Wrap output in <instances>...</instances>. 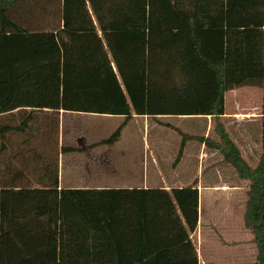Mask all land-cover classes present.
Segmentation results:
<instances>
[{
  "label": "trees",
  "instance_id": "trees-1",
  "mask_svg": "<svg viewBox=\"0 0 264 264\" xmlns=\"http://www.w3.org/2000/svg\"><path fill=\"white\" fill-rule=\"evenodd\" d=\"M28 1L25 14L47 11L51 31L18 16ZM263 27L264 0H0V115L123 116L104 145L117 143L134 116H214L220 141L181 133L176 164L196 140L250 181L245 225L255 264H264V124L253 170L221 121L228 91L264 89ZM130 58L147 66H126ZM58 153L47 157L46 188L0 182V264H198L189 236L199 222L197 181L171 192L60 189ZM181 251L193 260H178Z\"/></svg>",
  "mask_w": 264,
  "mask_h": 264
},
{
  "label": "crops",
  "instance_id": "crops-1",
  "mask_svg": "<svg viewBox=\"0 0 264 264\" xmlns=\"http://www.w3.org/2000/svg\"><path fill=\"white\" fill-rule=\"evenodd\" d=\"M13 10L11 17L13 18ZM33 30L51 31V17L41 10L42 24L25 18ZM17 20V19H15ZM23 20V21H24ZM264 30V27H263ZM126 66H147L146 60L127 59ZM164 66V65H157ZM178 66V65H173ZM264 89L243 86L225 94V113L221 121L238 147L247 165L255 170L263 155ZM58 113L49 109H17L0 115L1 184L18 187H47V115ZM59 113H72L60 111ZM95 117L123 119V116L89 114ZM63 119V116H61ZM125 119V118H124ZM188 120L191 126H181ZM63 121V120H62ZM138 122V123H137ZM62 123V122H61ZM137 123L140 137L136 145L123 144L128 127ZM216 118L212 115L134 116L123 128L121 140L113 145L85 144L76 152L99 162V172L87 174V160L78 168L63 160L72 152L61 151L59 144L58 170L60 189H173L188 188L196 181L199 190V222L191 240L195 245L198 264H255L257 247L252 232L245 225L250 181L241 179L235 168L224 161L223 154L205 144L190 140L176 164L182 134L220 141L216 132ZM102 128V123L95 127ZM7 130L5 138L2 131ZM63 135V125L60 129ZM11 138V140H10ZM88 147H87V146ZM131 148L139 155H130ZM58 150V149H57ZM153 152V160L149 158ZM123 157V158H122ZM134 160V162H133ZM94 161V160H93ZM132 162V163H130ZM93 163V162H92ZM81 168V169H80ZM94 168V170H96ZM18 169V170H15ZM11 170L12 172H9ZM178 260H185L178 257ZM187 259V258H186Z\"/></svg>",
  "mask_w": 264,
  "mask_h": 264
},
{
  "label": "rangeland",
  "instance_id": "rangeland-1",
  "mask_svg": "<svg viewBox=\"0 0 264 264\" xmlns=\"http://www.w3.org/2000/svg\"><path fill=\"white\" fill-rule=\"evenodd\" d=\"M33 5H34V3L28 1V2H26V3L24 2V4L18 6L17 7L18 16L23 17L25 11L27 10L26 9L27 6L30 7ZM52 8H53L52 10H55L54 6H52ZM47 9H48V4H47ZM29 18H31V17H29ZM33 20H34V22H32V23L35 25V27H36L37 23L42 24V23H39L40 22L39 18L33 19ZM61 116H63V119L61 118ZM194 122L195 121L188 120L184 124L181 123V126L182 127H185V125L191 126V124ZM99 123H102V128L96 129L95 127ZM123 123H125V119L124 118L118 119V117H115L114 119H109L107 117L106 118L95 117V116H92L89 114H72V113H52L50 115H47V127H48L47 130H49V132H50L47 135V157L49 156L50 152L55 153L56 151H59V144L60 143H63L62 148H75L76 150H78L79 148H81V146H83L85 144L97 143V144L102 145L100 142L110 138L116 132V130L121 125H123ZM137 123L130 124V126L128 127V130L124 136L121 134V136H123V138H122L123 144H128V146L130 143L133 146L136 145V140L140 137L139 130H138L139 126L137 125ZM62 125H63V132H62L63 135L60 134L61 133L60 129H61ZM55 128L57 130H55ZM10 140H11V138H10ZM120 140H121V138H120ZM153 151L154 150H152V153L149 152V154H150L149 158L152 160H153V158H152L153 155H155V153H154L155 151L154 152ZM72 153L73 154L68 155L67 158L65 156H63L64 157L63 160L65 161V163H66V161H68L70 166H72L73 168L74 167L78 168L82 164H85L86 163L85 160H87L88 162H90V164L87 165V167L89 169L90 168L92 169V170L87 169V174L89 172H92V171L94 174H97L99 172V170H97V169H99V167L98 168H95V167L100 166V165H99V162H97V160L95 158L84 159L83 157H85V155H83L81 152L75 151ZM130 155H132V156L139 155V151H136L134 148H131ZM133 162H134V160H133ZM130 163H132V162H130ZM76 166H78V167H76ZM94 168L96 170H94ZM6 170H7V168L3 169L0 166V176H1V174L6 173ZM15 170H18V169H15ZM9 172H12V171L9 170ZM97 175H99V174H97ZM171 191H168V192H171ZM194 232L195 231L190 233L189 236H190L191 244H192L193 249H194V253H196V256H197L195 245L191 240V235ZM194 253L192 254V252H190V255H189L188 251L187 252L181 251L180 255L176 252V256H178V257L182 256V258H184V259L190 258V260H193V257L195 255Z\"/></svg>",
  "mask_w": 264,
  "mask_h": 264
}]
</instances>
